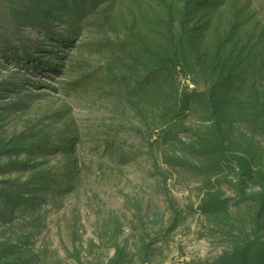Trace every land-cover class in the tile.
I'll list each match as a JSON object with an SVG mask.
<instances>
[{"label": "rangeland", "instance_id": "374dc122", "mask_svg": "<svg viewBox=\"0 0 264 264\" xmlns=\"http://www.w3.org/2000/svg\"><path fill=\"white\" fill-rule=\"evenodd\" d=\"M0 264H264V0H0Z\"/></svg>", "mask_w": 264, "mask_h": 264}]
</instances>
